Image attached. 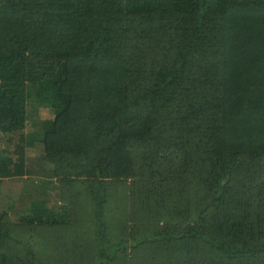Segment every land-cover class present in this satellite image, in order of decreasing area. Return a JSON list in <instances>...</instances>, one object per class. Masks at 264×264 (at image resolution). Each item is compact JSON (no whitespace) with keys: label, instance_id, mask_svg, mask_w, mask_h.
<instances>
[{"label":"trees","instance_id":"1","mask_svg":"<svg viewBox=\"0 0 264 264\" xmlns=\"http://www.w3.org/2000/svg\"><path fill=\"white\" fill-rule=\"evenodd\" d=\"M25 128L55 179L0 180V264L82 210L96 264H264V0H0V136Z\"/></svg>","mask_w":264,"mask_h":264},{"label":"rangeland","instance_id":"2","mask_svg":"<svg viewBox=\"0 0 264 264\" xmlns=\"http://www.w3.org/2000/svg\"><path fill=\"white\" fill-rule=\"evenodd\" d=\"M27 148V128L15 133L0 136V180H2L3 183L7 182L8 184H10L8 179H17L14 177L8 178L7 176L13 175V170H17L16 168H13L17 166L19 157H21V155L23 154L24 173L20 180L23 181L25 185L30 184L26 181L40 179V176L55 179V177H51L50 175H48L49 166H46L42 159V156L29 152ZM17 182L19 181L16 180L15 183ZM115 183L117 184L112 185L114 187V190L121 192L122 189L123 192L127 194L129 193V181H127L128 185L126 184L125 186H123V184H119V182ZM83 185H85L83 182H76L73 186L74 188L71 189L72 191H76V189L82 188L83 191L85 189ZM67 190L68 188L61 187V195L63 196L64 201L70 194L69 190ZM117 212L119 211L114 209L110 211V213L107 212V214L104 216V225L107 232L115 231L116 229H118V225L121 224V220L118 218ZM5 221L6 219L3 220V222ZM89 226H91L90 220L85 219V212L83 213L82 210L78 215L71 214V220L67 225H65V229H58L53 227L52 225L30 227L12 226L10 232L14 234V238L19 240L21 248L24 244L25 247L36 251V253L34 254L35 258L45 264L46 262H48L49 264H96L95 261L90 260L87 254L89 252L98 254L97 246L94 249H91L89 247L84 250L86 245H83V247L76 245L77 243L83 244V241L71 240L80 235L83 236V238L86 237V235L89 236ZM95 232H92V234ZM111 241L113 242L115 240ZM87 243V240H85V244ZM73 247L78 249H73ZM102 248H104L105 251H109L112 249V246L105 243ZM32 252L30 254H32ZM30 257L31 256H29V258ZM108 264L112 263L109 262ZM129 264L134 263L130 260Z\"/></svg>","mask_w":264,"mask_h":264}]
</instances>
